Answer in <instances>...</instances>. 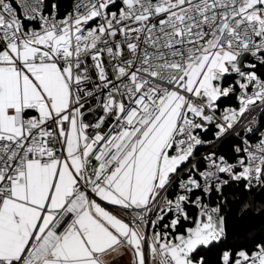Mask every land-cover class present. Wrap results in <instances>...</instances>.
Here are the masks:
<instances>
[{
	"label": "snow or ice",
	"instance_id": "1",
	"mask_svg": "<svg viewBox=\"0 0 264 264\" xmlns=\"http://www.w3.org/2000/svg\"><path fill=\"white\" fill-rule=\"evenodd\" d=\"M233 188L247 219L264 0H0V264H264Z\"/></svg>",
	"mask_w": 264,
	"mask_h": 264
},
{
	"label": "water",
	"instance_id": "2",
	"mask_svg": "<svg viewBox=\"0 0 264 264\" xmlns=\"http://www.w3.org/2000/svg\"><path fill=\"white\" fill-rule=\"evenodd\" d=\"M240 200L241 195L234 200H230L229 209L225 215L229 226L240 225L238 230L232 231L230 233L229 241L235 238H246L249 233L258 230L264 225V209L261 211L256 210L251 215H248L247 219H245L244 216L247 212H250L251 209H246L245 213H241L239 215L236 214V209L239 206Z\"/></svg>",
	"mask_w": 264,
	"mask_h": 264
},
{
	"label": "trees",
	"instance_id": "3",
	"mask_svg": "<svg viewBox=\"0 0 264 264\" xmlns=\"http://www.w3.org/2000/svg\"><path fill=\"white\" fill-rule=\"evenodd\" d=\"M219 151L221 153L230 155L228 145H224L223 148L220 149ZM240 195H241L240 191H237L234 188L229 189L228 190V201L234 200V199L238 198ZM243 199L245 200V202L250 204L252 201V196H250L248 193H244ZM228 209H229V206L227 205L225 208V211H228ZM263 209H264V196H260L256 210L261 211ZM262 236H264V225L262 227H260L258 230H255V231H252L251 233H249V235L246 238L249 240H251L253 238L259 239ZM246 238H235V239L229 241V244L227 246L228 247L239 246L245 242ZM204 255H206V257L208 258L209 264H216V255H215L214 251L204 253Z\"/></svg>",
	"mask_w": 264,
	"mask_h": 264
},
{
	"label": "built area",
	"instance_id": "4",
	"mask_svg": "<svg viewBox=\"0 0 264 264\" xmlns=\"http://www.w3.org/2000/svg\"><path fill=\"white\" fill-rule=\"evenodd\" d=\"M206 139H211V134L209 133L208 134V136L206 137ZM203 154V152H201V155ZM211 203H215V201L213 200V201H211ZM229 206V202L224 206V209H223V215L225 216L226 215V213H227V211H225V208H226V206ZM191 215L192 216H195L196 215V212H195V210L193 209L192 211H191Z\"/></svg>",
	"mask_w": 264,
	"mask_h": 264
}]
</instances>
